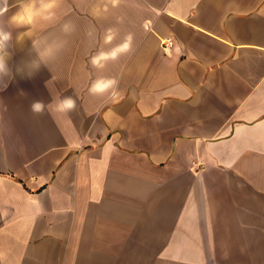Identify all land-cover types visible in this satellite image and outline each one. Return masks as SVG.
<instances>
[{
	"label": "crops",
	"instance_id": "obj_1",
	"mask_svg": "<svg viewBox=\"0 0 264 264\" xmlns=\"http://www.w3.org/2000/svg\"><path fill=\"white\" fill-rule=\"evenodd\" d=\"M81 2L48 68L0 82V264H264V0ZM110 28L131 49L94 68Z\"/></svg>",
	"mask_w": 264,
	"mask_h": 264
},
{
	"label": "clouds",
	"instance_id": "obj_2",
	"mask_svg": "<svg viewBox=\"0 0 264 264\" xmlns=\"http://www.w3.org/2000/svg\"><path fill=\"white\" fill-rule=\"evenodd\" d=\"M112 2L115 4L117 0H112ZM60 3L61 0H16L14 5L16 11L11 16H7L11 10V0H0V4L3 5L0 8V82H3V90L7 89L8 83L15 79V75H27L28 78H32L41 70L42 66L47 67L46 57L54 56L56 52L67 45V40H64L54 46L49 45L43 51H40L36 49V43L33 41L32 49L35 51L36 57L24 61L22 67L16 68L15 74L12 67H10L9 62L12 60L15 51L11 47L13 41L21 43L25 37L31 36L32 30L38 24L55 21ZM6 16L7 20L5 21L4 18ZM21 29L23 31H20ZM13 30H16L15 36ZM61 30L64 36H71L76 31V25L68 20L62 24ZM118 35V31L114 28L106 31L103 43L109 47L97 50L90 57L89 63L92 67L102 69L108 62L116 61L130 51L132 45L131 35L125 37L122 42L114 44V41L118 39ZM88 91L94 96L108 95L114 103L119 102L123 98L119 90L118 80L106 76H98L94 79ZM20 94L24 95L22 91ZM76 107L77 101L73 96H63L53 97L52 102L48 104L35 100L30 105V111L37 115H42L46 109L70 113Z\"/></svg>",
	"mask_w": 264,
	"mask_h": 264
},
{
	"label": "rangeland",
	"instance_id": "obj_3",
	"mask_svg": "<svg viewBox=\"0 0 264 264\" xmlns=\"http://www.w3.org/2000/svg\"><path fill=\"white\" fill-rule=\"evenodd\" d=\"M15 3H16V0H11V4H10L11 10L8 12L7 16H11L12 13L16 11V8L14 7ZM82 6H83V3L81 2V0L80 1L79 0H61L60 7L57 10V18L55 21H53L51 23L38 24L36 26V28H34L32 30V34L30 37H25L21 43H16L14 40L11 47L14 50H16L17 53L20 54V53H22V51L19 50L21 48L20 45L23 46V45L29 44L30 42H33V41H36L38 43H43L45 31H48L47 35L50 37V40L52 42L55 41V39H56V41H59L62 38H63V41L67 40V43L70 41H74L75 36H76L75 32L77 30H79V24H81L80 22H77V18L75 17V15H76V11L78 9H82ZM87 6L89 9H91V6H89V4H85V7H87ZM2 7H3V5L0 4V8H2ZM65 11H68V12L66 13ZM7 16L4 18L5 21L7 20ZM68 20L75 23L76 31L71 36H64V34L61 30L62 29V27H61L62 23L61 22H65ZM20 31H23V29H21ZM13 33L15 36L16 30H13ZM44 48L45 47H43L41 45L40 51H43ZM0 102H1V99H0ZM4 105H3V103H0V106L3 107ZM143 261L145 264H158L157 258L143 259ZM143 261H142V263H140L139 258L136 260L132 259V264H143Z\"/></svg>",
	"mask_w": 264,
	"mask_h": 264
},
{
	"label": "built area",
	"instance_id": "obj_4",
	"mask_svg": "<svg viewBox=\"0 0 264 264\" xmlns=\"http://www.w3.org/2000/svg\"><path fill=\"white\" fill-rule=\"evenodd\" d=\"M161 46L165 54H170L175 48V40L172 37H166L161 40Z\"/></svg>",
	"mask_w": 264,
	"mask_h": 264
}]
</instances>
